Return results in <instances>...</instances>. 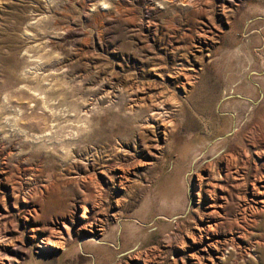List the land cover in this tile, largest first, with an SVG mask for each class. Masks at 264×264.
Masks as SVG:
<instances>
[{
	"label": "rangeland",
	"instance_id": "374dc122",
	"mask_svg": "<svg viewBox=\"0 0 264 264\" xmlns=\"http://www.w3.org/2000/svg\"><path fill=\"white\" fill-rule=\"evenodd\" d=\"M0 264H264V0H0Z\"/></svg>",
	"mask_w": 264,
	"mask_h": 264
},
{
	"label": "bare ground",
	"instance_id": "6f19581e",
	"mask_svg": "<svg viewBox=\"0 0 264 264\" xmlns=\"http://www.w3.org/2000/svg\"><path fill=\"white\" fill-rule=\"evenodd\" d=\"M25 77H26V75H25ZM25 77H24V78H25ZM43 92H44V90H43ZM42 94H43V93H42ZM42 94H41V95H42ZM44 94H45V92H44ZM41 95H40V96H41ZM46 97H47V96H46ZM33 98H34V97H33ZM36 98H37V97H36ZM38 98H39V97H38ZM39 99H41V98H39ZM33 101H34V100H33ZM33 101H32V102H33ZM35 101H36V100H35ZM43 101H44V100H43ZM45 101H46V100H45ZM24 102H25V101H24ZM42 103H43V102H42ZM45 103H46V102H45ZM38 104H39V103H38ZM45 110H46V109H45ZM157 116H158V115H157ZM152 117H153V116H152ZM38 121H39V120H38ZM47 122H48V121H47ZM147 123H148V122H147ZM46 125H47V124H46ZM46 125H45V126H46ZM46 127H47V126H46ZM41 128H42V127H41ZM47 129H48V128H47ZM45 130H46V129H45ZM45 130H44V131H45ZM49 130H50V129H49ZM47 131H48V130H47ZM47 131H46V132H47ZM48 132H49V131H48ZM47 134H48V133H47ZM45 137H46V136H45Z\"/></svg>",
	"mask_w": 264,
	"mask_h": 264
}]
</instances>
